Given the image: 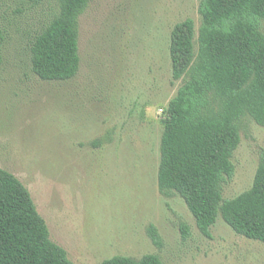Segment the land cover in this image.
Masks as SVG:
<instances>
[{"label": "rangeland", "instance_id": "obj_1", "mask_svg": "<svg viewBox=\"0 0 264 264\" xmlns=\"http://www.w3.org/2000/svg\"><path fill=\"white\" fill-rule=\"evenodd\" d=\"M201 2L92 0L80 18L79 74L50 82L32 71L30 49L58 1L0 0V167L29 190L74 264L150 254L164 264H264V244L221 217L205 237L184 200L159 190L164 111L184 83L172 77L171 34L192 19L198 35ZM240 134L224 199L252 187L264 157V127L247 117Z\"/></svg>", "mask_w": 264, "mask_h": 264}, {"label": "trees", "instance_id": "obj_2", "mask_svg": "<svg viewBox=\"0 0 264 264\" xmlns=\"http://www.w3.org/2000/svg\"><path fill=\"white\" fill-rule=\"evenodd\" d=\"M57 1L30 49L32 71L50 82L79 74L80 18L92 2ZM199 13L198 35L192 19L171 34L172 77L184 83L164 111L159 190L184 200L205 237L211 238L221 217L237 235L264 244V157L249 190L223 197V186L235 173L242 120L264 127V0H202ZM149 234L161 248L157 229L151 226ZM182 234L188 238L190 228L183 225ZM0 264H74L52 241L29 190L1 167ZM100 264L164 262L150 254L115 256Z\"/></svg>", "mask_w": 264, "mask_h": 264}]
</instances>
